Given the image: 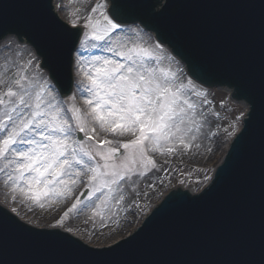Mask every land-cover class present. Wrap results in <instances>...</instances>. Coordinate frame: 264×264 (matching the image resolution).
Wrapping results in <instances>:
<instances>
[{"label": "snow or ice", "instance_id": "obj_1", "mask_svg": "<svg viewBox=\"0 0 264 264\" xmlns=\"http://www.w3.org/2000/svg\"><path fill=\"white\" fill-rule=\"evenodd\" d=\"M165 5L166 0L159 7L153 0H103L90 12L69 13L63 0H37L28 17L14 23L0 17V175L8 189L0 206V248L9 229L24 238L37 233L18 219L13 205L43 208L72 197L75 202L51 226L63 230L46 233L93 253L127 242L137 231L110 246L89 247L74 238L64 218L90 209L88 220L99 218L107 227L105 213L112 201L125 200L123 188L157 169L152 154L187 149L196 139L193 129L209 123L203 109L212 101L203 86L218 85L235 102L224 129L226 158L193 195L173 194L199 199L227 166L239 177L243 211L258 176L259 231H241L238 258L220 264H264V3L258 60L238 44L225 70L187 58L150 23ZM249 6L255 7L254 0ZM253 126L256 137L248 143Z\"/></svg>", "mask_w": 264, "mask_h": 264}, {"label": "water", "instance_id": "obj_2", "mask_svg": "<svg viewBox=\"0 0 264 264\" xmlns=\"http://www.w3.org/2000/svg\"><path fill=\"white\" fill-rule=\"evenodd\" d=\"M230 1L235 3L236 0L195 2L183 10L189 19L176 16L169 20L181 34L185 33L172 38L181 54L197 61L193 58L195 53L202 58L208 55V59H200V62L211 61L213 69L225 70L239 44L258 60L261 48L259 5L264 0H254L255 7L249 6L248 10L247 1L243 13L236 14L230 13V9L235 8L228 6ZM29 8V0H0V17L14 23L28 17ZM219 92L226 91L220 89ZM255 137L253 126L246 142L252 143ZM238 185L237 173L225 166L219 171L216 183L199 199L185 200L173 194L184 192L179 189L170 192L148 218L137 239L129 238L120 246L101 253L67 246L46 233L54 230H35L37 233L24 238L9 229L6 245L0 248V264H63L66 261L74 264H220L236 259L238 234L241 231L258 233L260 224L258 176L249 185L250 203L243 211L237 203ZM181 220L183 224L179 225ZM194 253L197 255L193 256Z\"/></svg>", "mask_w": 264, "mask_h": 264}, {"label": "bare ground", "instance_id": "obj_3", "mask_svg": "<svg viewBox=\"0 0 264 264\" xmlns=\"http://www.w3.org/2000/svg\"><path fill=\"white\" fill-rule=\"evenodd\" d=\"M83 1L84 0H63L69 13H71L72 9L74 10L76 6H84ZM88 1H90L89 5H91V3L96 0ZM73 3H75V7L70 8V5ZM81 3H83V5H80ZM86 8L88 9V7ZM83 9L85 10V8H81L80 10L84 11ZM82 30L87 32V30L83 28ZM0 65H2V60H0ZM207 92L209 93L208 99L212 102L204 106L203 110L209 114V123L204 124L202 131H196L195 128L193 129V135L196 136V139L191 142L189 147L187 149L178 148L172 154L153 153V158L157 161V169L151 170L152 172L144 176L134 177L135 183H129L123 188L125 200L119 205L112 201L110 204L111 212L105 213L104 220L105 224L108 225L107 227L100 224L99 218H96L94 221L88 220V217L92 214L90 209H85L81 213L75 211L71 213L66 220V224L68 227L73 228L75 236L96 247L111 243L113 240L122 236L120 233L123 232V234H125L135 228L136 224L140 221L139 215H141L138 213L139 217L136 218V216H134V214H136L135 211L142 207V203L147 198V195L153 199V197L160 196L163 191L165 192L169 183H167L164 178H166L174 162L187 163L189 166L197 164L199 166L201 165L203 156L208 154L209 156L207 158L210 163L213 165L218 163L226 150L228 142V140H225L223 143H220L218 139L221 136H226L224 134V129L228 126L230 120L229 112L235 102L229 100V96L226 95V92H219V90L216 92L212 90ZM213 139H215V141H213ZM218 151L219 155L216 157V152ZM2 181L3 176L0 175V186L5 188ZM6 196H8V192L5 193L4 189H1L0 203L4 204ZM68 200L61 198L56 202H46L43 208L31 202H18L13 206L18 209V218L27 223L36 226H54L55 224H45V222L49 220H53L52 222H54L57 216L60 218L63 213L62 215L58 214L64 208V204H66ZM9 203H11L10 198ZM45 218H48L47 221ZM130 219L132 220L131 222H129ZM77 229H79V231H76ZM81 233H83V235H81ZM110 234H112L113 239L107 238Z\"/></svg>", "mask_w": 264, "mask_h": 264}, {"label": "rangeland", "instance_id": "obj_4", "mask_svg": "<svg viewBox=\"0 0 264 264\" xmlns=\"http://www.w3.org/2000/svg\"><path fill=\"white\" fill-rule=\"evenodd\" d=\"M84 6H74L75 3L71 4L70 5V8H73L75 7V9L73 10L72 9V12L76 11V10H80L81 8H85L88 7L89 11H90V7L91 5L90 4V1L88 0H84ZM100 3H103V2H100ZM80 5H83V3H81ZM89 5V6H88ZM84 10V9H83ZM82 11V10H81ZM93 15H98V14H93ZM83 28V26H81ZM87 30V29H85ZM88 31V30H87ZM212 90V89H211ZM207 91H210V90H207ZM130 137L126 138V139H129ZM225 140H227V137L226 136H221L218 141L220 143H223ZM213 141H215V139H213ZM219 152V151H218ZM208 154H205L202 158V162H201V165H191L189 166V164L185 163L183 164L182 162H174L172 164V167H171V170L168 171L167 175H166V178L165 181H167L168 184V187L167 189H169L171 186H175V185H180V186H183V187H188V188H191L193 190L196 191V189H199V188H202V186L204 185V177L205 175L207 176H210V172H211V169H212V166L213 164L209 162V160H205V158L207 157ZM216 157L217 156V152H216ZM152 172V171H150ZM150 172H148L146 170V174H149ZM145 174V175H146ZM144 176V175H142ZM159 186V185H158ZM1 189H4V192L7 193L8 192V189L7 188H2L0 186V191ZM167 189L165 190V192L167 191ZM83 190V189H82ZM156 190V189H155ZM164 190V188H163ZM164 191L160 194V196H157V197H153V199L151 197H148L149 195H147V198L143 201L142 203V207L140 209H138L137 211H135L136 214H143L145 211H147L149 209V207L154 204L161 196L163 193H165ZM76 195H80V192L78 191ZM69 199V200H68ZM67 202L66 204H64V208L59 212L58 215H62V213H64L70 206L71 204L75 201L74 200V197L72 198H67ZM84 202H87V196H83L81 198V203H84ZM17 204V203H16ZM67 209H66V208ZM135 215V214H134ZM19 216V215H18ZM51 216V215H50ZM136 216V215H135ZM61 217V216H60ZM137 217V216H136ZM69 218V216L65 217L64 218V221H63V224L65 226L68 227V225L66 224L67 223V219ZM48 218H45V220L47 221ZM60 218L57 216L56 220H54V222H52L51 220L45 222V224L47 223H51V224H55L57 223V221L59 220ZM130 221V220H129ZM38 223V222H37ZM33 226H36V225H33ZM42 227H49V226H46V225H41ZM41 226H37V227H41ZM78 233V232H77ZM120 235H123V232L120 233ZM106 243V242H104ZM88 244V243H87ZM108 244V243H107ZM90 245V244H89ZM106 245V244H104Z\"/></svg>", "mask_w": 264, "mask_h": 264}]
</instances>
